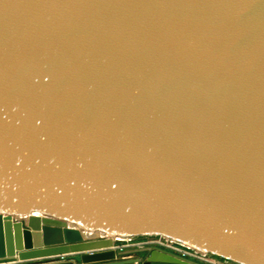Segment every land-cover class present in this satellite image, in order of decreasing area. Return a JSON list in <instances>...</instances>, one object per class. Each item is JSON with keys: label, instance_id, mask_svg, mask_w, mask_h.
Masks as SVG:
<instances>
[{"label": "water", "instance_id": "1", "mask_svg": "<svg viewBox=\"0 0 264 264\" xmlns=\"http://www.w3.org/2000/svg\"><path fill=\"white\" fill-rule=\"evenodd\" d=\"M264 264V0H0V264Z\"/></svg>", "mask_w": 264, "mask_h": 264}, {"label": "rangeland", "instance_id": "2", "mask_svg": "<svg viewBox=\"0 0 264 264\" xmlns=\"http://www.w3.org/2000/svg\"><path fill=\"white\" fill-rule=\"evenodd\" d=\"M142 245H156V246H161L167 250L173 251V252H179V251H175V250H182L185 251L188 254H194L197 252V250H192L188 247L182 246L179 243H174L170 240H166L165 238L162 237H155V236H142V237H138V238H133V239H125V240H116L114 242V248L116 250L119 249H125V248H135V247H141ZM191 256V255H190ZM73 258V257H72ZM188 258L190 259H195V257L191 256ZM207 260H200V259H195L199 262H202L204 264H230L228 261H223V260H219L218 258L212 256V255H207L206 257ZM211 261V262H210ZM34 262V261H33ZM214 262V263H213ZM25 264H36V263H25ZM44 264V263H43Z\"/></svg>", "mask_w": 264, "mask_h": 264}, {"label": "crops", "instance_id": "3", "mask_svg": "<svg viewBox=\"0 0 264 264\" xmlns=\"http://www.w3.org/2000/svg\"><path fill=\"white\" fill-rule=\"evenodd\" d=\"M36 263V264H71L72 257L71 256H65V257H49V258H41L39 260L33 261H24V263H16V264H25V263Z\"/></svg>", "mask_w": 264, "mask_h": 264}, {"label": "built area", "instance_id": "4", "mask_svg": "<svg viewBox=\"0 0 264 264\" xmlns=\"http://www.w3.org/2000/svg\"><path fill=\"white\" fill-rule=\"evenodd\" d=\"M175 251H179V253H181L182 255H184V256H186V257H188V256H194L195 257V259H200V260H202V261H204V260H207L206 259V257H207V255L206 254H203V253H201V252H196V253H194V254H188V253H186L185 251H182V250H175Z\"/></svg>", "mask_w": 264, "mask_h": 264}, {"label": "bare ground", "instance_id": "5", "mask_svg": "<svg viewBox=\"0 0 264 264\" xmlns=\"http://www.w3.org/2000/svg\"><path fill=\"white\" fill-rule=\"evenodd\" d=\"M125 239H128V238H125ZM181 250V249H180ZM204 254V253H203ZM189 257H191V256H189ZM211 262V261H210ZM214 263V262H213Z\"/></svg>", "mask_w": 264, "mask_h": 264}]
</instances>
